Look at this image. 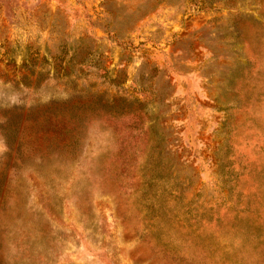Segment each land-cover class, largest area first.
Instances as JSON below:
<instances>
[{
	"label": "rangeland",
	"instance_id": "obj_1",
	"mask_svg": "<svg viewBox=\"0 0 264 264\" xmlns=\"http://www.w3.org/2000/svg\"><path fill=\"white\" fill-rule=\"evenodd\" d=\"M0 264H264V0H0Z\"/></svg>",
	"mask_w": 264,
	"mask_h": 264
}]
</instances>
